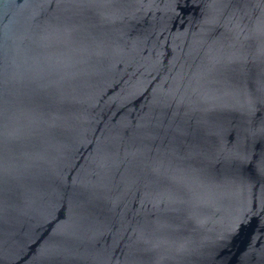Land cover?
I'll return each instance as SVG.
<instances>
[{
  "label": "water",
  "instance_id": "obj_1",
  "mask_svg": "<svg viewBox=\"0 0 264 264\" xmlns=\"http://www.w3.org/2000/svg\"><path fill=\"white\" fill-rule=\"evenodd\" d=\"M0 264H264V0H0Z\"/></svg>",
  "mask_w": 264,
  "mask_h": 264
}]
</instances>
